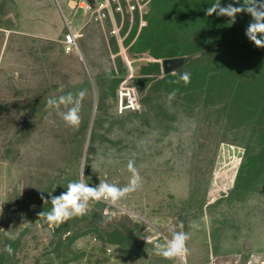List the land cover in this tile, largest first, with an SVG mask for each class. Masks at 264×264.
<instances>
[{
    "label": "rangeland",
    "instance_id": "rangeland-1",
    "mask_svg": "<svg viewBox=\"0 0 264 264\" xmlns=\"http://www.w3.org/2000/svg\"><path fill=\"white\" fill-rule=\"evenodd\" d=\"M214 3L153 0L144 28L124 23L126 59L108 25L72 21L81 36L67 54L61 18L2 11L0 264H169L149 243L151 225L169 238L171 227L191 233L188 264H246L264 252V47L245 34L250 15L209 16ZM180 56L189 61L165 75L162 60ZM129 77L138 106L119 112ZM81 90L73 129L46 102ZM129 159L143 186L117 206L95 202L58 227L39 216L49 194L81 177L124 186Z\"/></svg>",
    "mask_w": 264,
    "mask_h": 264
},
{
    "label": "clouds",
    "instance_id": "clouds-1",
    "mask_svg": "<svg viewBox=\"0 0 264 264\" xmlns=\"http://www.w3.org/2000/svg\"><path fill=\"white\" fill-rule=\"evenodd\" d=\"M239 4L240 0H235ZM246 13L252 17L246 29V36L257 47H264V0H243V4L239 7L229 3L222 6L220 0L212 4L206 14L211 16H226L234 21L237 14ZM180 80L185 85L191 82L190 74L185 72L180 75ZM85 91L81 90L77 93L68 92L58 97H49L46 107L49 110H55L65 125L76 129L81 123V108L85 98ZM176 96V90L168 94V101L171 102ZM143 144L144 141H141ZM127 171L130 173L129 179L124 186L116 183H109L105 180L99 181L96 186L89 185L82 177L70 181L66 186V191L58 196L49 194L51 209L39 213L40 217H44L50 226L58 227L70 219L83 217L90 211V206L94 202H106L112 206H117L123 199L130 194L140 190L143 186V178L140 175L135 161L129 159L126 165ZM42 200L49 201L41 196ZM189 228L198 230L200 224L196 221L189 223ZM170 238L165 239L163 243L154 242V252L157 256L165 260L175 261L176 264H187L189 255L188 241L191 239V233L178 231L175 227L169 229ZM5 251L9 255L13 253L11 245H5Z\"/></svg>",
    "mask_w": 264,
    "mask_h": 264
},
{
    "label": "built area",
    "instance_id": "built-area-1",
    "mask_svg": "<svg viewBox=\"0 0 264 264\" xmlns=\"http://www.w3.org/2000/svg\"><path fill=\"white\" fill-rule=\"evenodd\" d=\"M152 1L153 0H68L67 6L72 11V14L71 18H67V16L64 15L66 31L61 40L64 52L68 54L78 49V39L81 33L71 22L87 20L100 25H108V36L116 40L118 48L120 49L119 54L125 58V36L122 35L124 23L128 21L131 25V29L135 28L141 30L144 28L147 25ZM129 79L130 77L125 79L120 84L118 90L117 107L119 112L134 111L138 106V97L135 89L128 85ZM147 238L150 245L154 248V242L163 243L165 239L169 237L158 227L151 225ZM166 261H168L169 264H176V262L172 260ZM228 264L237 263L233 260L228 262ZM246 264H264V252L257 253V255L252 254Z\"/></svg>",
    "mask_w": 264,
    "mask_h": 264
},
{
    "label": "crops",
    "instance_id": "crops-1",
    "mask_svg": "<svg viewBox=\"0 0 264 264\" xmlns=\"http://www.w3.org/2000/svg\"><path fill=\"white\" fill-rule=\"evenodd\" d=\"M67 1L68 0H66L65 5L69 9ZM36 6L44 7V9L37 12L33 10V7ZM2 11H4L6 15L16 12L18 15L22 16L21 20L24 21H32L37 15L42 16L43 21H50L57 18H61L64 21V15H66L60 0H0V15ZM11 18L12 17L9 16L6 20L10 19L14 21Z\"/></svg>",
    "mask_w": 264,
    "mask_h": 264
},
{
    "label": "water",
    "instance_id": "water-1",
    "mask_svg": "<svg viewBox=\"0 0 264 264\" xmlns=\"http://www.w3.org/2000/svg\"><path fill=\"white\" fill-rule=\"evenodd\" d=\"M91 1V0H90ZM189 61L188 57H171L162 60V70L165 75L173 74Z\"/></svg>",
    "mask_w": 264,
    "mask_h": 264
},
{
    "label": "trees",
    "instance_id": "trees-1",
    "mask_svg": "<svg viewBox=\"0 0 264 264\" xmlns=\"http://www.w3.org/2000/svg\"><path fill=\"white\" fill-rule=\"evenodd\" d=\"M155 66H158L157 64Z\"/></svg>",
    "mask_w": 264,
    "mask_h": 264
}]
</instances>
